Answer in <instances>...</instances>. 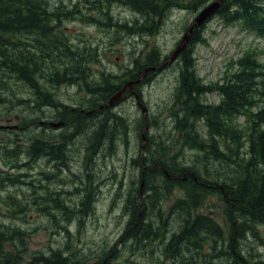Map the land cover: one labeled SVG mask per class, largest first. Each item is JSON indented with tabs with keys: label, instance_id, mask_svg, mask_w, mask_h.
<instances>
[{
	"label": "trees",
	"instance_id": "obj_1",
	"mask_svg": "<svg viewBox=\"0 0 264 264\" xmlns=\"http://www.w3.org/2000/svg\"><path fill=\"white\" fill-rule=\"evenodd\" d=\"M168 1L76 0L71 6L61 3L54 8L49 0H0V105L5 108L0 116L22 111L25 121L12 130L23 132L27 122H31V130H36L27 145L18 138L0 137V161L5 167L0 169V264L115 263L117 248L111 247L100 259L90 261L84 253L72 248L69 240L64 247L52 248L49 254L32 253L26 259L25 238L29 231L9 223L8 219L19 218L35 206L52 217L61 212L68 223L75 217L80 230L82 217L94 206L92 158L104 145L106 155H110L113 149L109 145L115 144L114 136L127 125L126 117L115 111L114 105L104 104L125 82L137 79L145 68L163 60L158 47H153L143 56L142 52L136 55L131 70L96 71L91 64L100 61V46L84 38L78 42L79 46L67 45L73 43V34L59 30L65 18L79 16L87 24L113 27L117 35L120 32L145 35L152 32L156 17ZM199 2L205 4V0ZM114 3L128 5L143 20L129 23L115 19L109 10ZM86 9L92 11L86 13ZM216 14L227 23H239L247 31L264 37V0H223L212 16ZM202 25L195 28L178 57L184 98L183 112L177 116L179 121L175 125L180 132L176 143L190 145L201 155L187 165L181 160L182 155L172 151L174 143H169L163 132L149 136L145 153L136 159L143 179L125 194L124 209L131 215L125 241L131 240L133 249L141 243L151 254L160 252L173 264H264L262 252L251 241L257 237L264 243L259 229L264 227V63L259 61L256 50L247 49L236 60L237 67L221 80L203 82L196 69L193 47L204 40L200 35ZM54 31H58L59 38L52 36ZM45 39H56L51 45L54 50H43L41 42ZM154 71L148 70L144 80ZM55 75L56 81L52 82ZM144 80L135 83V87ZM57 83L77 86L80 100L75 104L61 101ZM22 91L29 96L21 95ZM210 91L219 93L217 102L203 99V94ZM83 93L88 96L82 98ZM48 108L58 112L59 119L65 122L60 127L74 126L73 133L80 132L83 138L89 136L90 144L95 142L87 165L88 182H76L70 189H54L52 185L37 183L22 170L30 167V160L42 156L53 162H65L67 158L64 152L68 141L73 140L70 131L57 144L48 143L40 137L42 131L38 132L40 126H47L39 119L46 116L42 113ZM27 112L30 116L25 115ZM202 123L204 132L200 130ZM45 124L53 127L49 122ZM7 126L0 123V132L7 131L10 128ZM85 126L94 127L92 134L87 133ZM25 183L26 193L20 187L12 190V186ZM176 189H183L184 193L166 207L167 199ZM73 193H80L75 205L69 203L68 196ZM215 193L226 205L225 222L198 209L208 194ZM65 230L69 232L66 227Z\"/></svg>",
	"mask_w": 264,
	"mask_h": 264
},
{
	"label": "rangeland",
	"instance_id": "obj_2",
	"mask_svg": "<svg viewBox=\"0 0 264 264\" xmlns=\"http://www.w3.org/2000/svg\"><path fill=\"white\" fill-rule=\"evenodd\" d=\"M46 1L48 2V0ZM74 1L76 0H49V5L56 8L63 3L67 7L71 6ZM210 1L205 0V4ZM202 6V2L198 4L197 0L168 1L161 8L158 18L156 17L152 32L145 35L123 32L117 35L115 33L117 31L113 27L109 28L95 22L94 24H87L79 16L65 18L61 24L62 28H59V30L64 29L73 34V43H66L69 46H79L78 42L81 38L100 46V61L91 64V67L96 71L107 70L120 73L121 71L131 70L132 61H135L136 55L142 52L141 56H143L153 47H158L163 60L168 58ZM109 10L113 17L119 21L126 20L129 23L132 21L137 23L136 20H143L139 12L125 4L114 3L109 7ZM90 11L92 10L86 9V13ZM56 29L58 28L56 27ZM57 33L58 31H54L52 36L59 38ZM200 35L204 40L194 43L193 47L196 69L205 83L219 81L227 72L236 68V60L247 49L253 48L256 50L259 61L264 63V37L247 31L239 23H227L216 14L202 25ZM55 40L53 39L54 42ZM53 41L45 39L41 42L45 52L51 49L54 50L51 47ZM28 42L30 43V41ZM23 48L27 49V46L23 45ZM139 48L143 50L138 51ZM181 68V59L178 58L164 69L149 74L136 87L141 100L148 107L145 121L148 124L145 129V134L148 136L147 140L142 137L145 126L144 112L135 95L127 92L114 105L113 109L126 117L127 125L125 128L122 127L114 136V139H116L115 144L109 145V149H113L110 155H106L107 147L104 145L92 158L94 162L91 165L93 167V179L90 181L96 189L93 198L94 206L87 215L82 217L80 230L75 217L68 223L65 215L61 212H57V216L52 217L43 211L41 212L35 206L29 207L26 214H21L19 218L17 216L8 219L9 223L20 225L29 231L25 238L28 249L24 253V258L30 259L32 253L38 252L49 254L52 248L64 247L66 241L69 240L71 247L84 253V257L90 261L96 258L100 259L111 247H115V249H118V256L114 259V264H130V262L131 264H141V262L143 264H173L160 252L151 254L149 250H145L146 246L141 243H138L133 249L131 240L125 241L126 229L130 224L131 215L124 209V200L125 194L137 185L139 179H143L136 159L142 158L145 153L146 146L150 142L149 136L156 137L159 136L160 132H163V136L167 141L174 143L172 151L182 155L181 160L187 165L191 164L195 157L201 155L190 145L176 143L180 132L175 125L179 121L177 118L179 113L182 115L183 106L181 101L184 98L180 88ZM91 73L95 76L94 72ZM52 78H55L52 81L55 82L57 76L55 75ZM57 84L56 91L61 101L75 104L80 100L81 96L77 93V86H72L69 83ZM50 86L52 88L56 87L54 84ZM21 93L25 97L29 96L26 91ZM87 96L88 94H82V98ZM219 98V93L214 91L203 94V99L210 103L217 102ZM3 107L0 105V113L5 109ZM29 114L30 112H27L25 115ZM42 114L46 116L39 119V121L42 125L47 126H40L38 132L42 131L40 137L48 143H62L61 140H63L66 133L68 131L72 133L73 140L68 141L64 152L67 158L65 162H56L55 160L53 162L48 160V156H42L38 160H30V167L22 170L28 173L29 178L38 181L37 183L52 185L54 189L62 187L70 189L76 182H88L86 178L87 165L88 163L90 165V148L93 149L95 142L90 144L89 136L83 138L80 132L73 133L74 126L66 127L65 124V127L54 128L45 124L46 122L58 121L60 118L58 117L59 113L53 112L52 108H48ZM42 120L44 121L42 122ZM71 120H75V118ZM243 120L244 117L242 116L241 121ZM23 121L25 119L22 111L18 114L12 112L7 117L0 116V123L7 124V127H10L7 131L0 132V137L4 139H7L8 136L14 137L13 139L18 138L23 145L30 143L36 135V130H31V122L23 125L28 130L23 129V132L20 133L12 130L13 126L17 127L20 123L23 124ZM86 130L87 133L92 134L94 127L88 126ZM200 130L205 131L203 123L200 125ZM87 145L89 150L86 149ZM4 168L3 162L0 161V169ZM61 182L65 184H60ZM14 187L22 188L23 193H26L28 189L27 183L12 186L13 191H15ZM1 193L6 194L7 192L2 191ZM143 193L141 192V196ZM183 193V189H176L167 199L166 207ZM20 194L23 197V194ZM79 194H70L68 196L71 198L69 203L77 204L80 200ZM225 206L220 195L215 193L208 194L198 209L204 210L214 215L218 220L225 222L227 217ZM65 227L69 232L65 230ZM132 227L133 225L130 228ZM172 228L173 226L170 227V230ZM259 229L264 236V227ZM251 241L258 246V249L262 252L261 256L264 257V243L260 242L257 237H252ZM65 254H68L67 250Z\"/></svg>",
	"mask_w": 264,
	"mask_h": 264
},
{
	"label": "water",
	"instance_id": "obj_3",
	"mask_svg": "<svg viewBox=\"0 0 264 264\" xmlns=\"http://www.w3.org/2000/svg\"><path fill=\"white\" fill-rule=\"evenodd\" d=\"M223 0H212L211 2H209L208 4H206L204 7H202L199 12L197 13V15L195 16L194 22L193 24L189 27L188 31H186L183 35V38L181 39V41L178 43L177 47L172 51L170 57L168 60H166L164 63L160 64V65H151L148 66L147 68H145L143 75H145V73L150 70V69H159L162 68L165 64H167L170 61H173L178 54L180 53L181 50H183L184 48H186L187 43L190 39V36L194 30L195 27H199L202 25V23H204V21L210 17L221 5V2ZM142 77H139L136 80H130L127 83L124 84V86L114 95H112L108 101V103L106 104H113L114 102H116L119 98H121L123 96V92L128 88V85L133 89V84L136 81L141 80ZM125 87V88H124ZM137 99H138V103L142 106V109L144 112H147V106L140 100V96L139 94H136ZM63 123V121H58V122H52V124L58 126L59 124ZM147 128V125H146ZM144 137L146 138L145 132L143 133Z\"/></svg>",
	"mask_w": 264,
	"mask_h": 264
},
{
	"label": "flooded vegetation",
	"instance_id": "obj_4",
	"mask_svg": "<svg viewBox=\"0 0 264 264\" xmlns=\"http://www.w3.org/2000/svg\"><path fill=\"white\" fill-rule=\"evenodd\" d=\"M168 63H170V62H168ZM167 63V64H168ZM167 64H165L161 69H164L165 68V66L167 65ZM161 69H159V70H161ZM151 70H155V69H151ZM156 71V70H155ZM146 74V73H145ZM143 76H145V75H143ZM125 91H127V89L125 90ZM127 93V92H126ZM130 94L131 95H135V97H136V94H138L134 89H132L131 88V92H130ZM44 120H42V122H43ZM50 123V122H49ZM51 124V123H50Z\"/></svg>",
	"mask_w": 264,
	"mask_h": 264
}]
</instances>
